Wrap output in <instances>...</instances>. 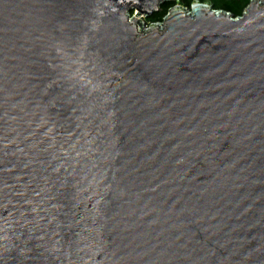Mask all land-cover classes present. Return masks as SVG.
Instances as JSON below:
<instances>
[{
  "label": "water",
  "instance_id": "1",
  "mask_svg": "<svg viewBox=\"0 0 264 264\" xmlns=\"http://www.w3.org/2000/svg\"><path fill=\"white\" fill-rule=\"evenodd\" d=\"M0 0V264H264V0Z\"/></svg>",
  "mask_w": 264,
  "mask_h": 264
},
{
  "label": "trees",
  "instance_id": "2",
  "mask_svg": "<svg viewBox=\"0 0 264 264\" xmlns=\"http://www.w3.org/2000/svg\"><path fill=\"white\" fill-rule=\"evenodd\" d=\"M176 1H177L176 2L177 4L184 6V7H188L193 0H176ZM198 1L200 3L203 2V0H198ZM210 2L211 3H209V4H210L212 9L230 12L231 15L237 16L246 7L249 0H210ZM173 4H175V3L166 4V5L162 6L157 13L153 14L146 21L148 23H154V22L161 21V18L166 13V9Z\"/></svg>",
  "mask_w": 264,
  "mask_h": 264
},
{
  "label": "built area",
  "instance_id": "3",
  "mask_svg": "<svg viewBox=\"0 0 264 264\" xmlns=\"http://www.w3.org/2000/svg\"><path fill=\"white\" fill-rule=\"evenodd\" d=\"M196 3V4H198V3H200L198 0H193L190 4H192V3ZM202 4H205L206 6H209V7H211L210 6V4L206 1V2H202ZM186 11H188V9H189V6L188 7H184V6H182ZM216 13L218 12V10H214ZM225 14L228 16V17H230V19L231 20H236V19H238L239 18V16H240V14L239 15H237V16H233V15H231V13L230 12H226L225 11ZM157 24H159L160 22H156Z\"/></svg>",
  "mask_w": 264,
  "mask_h": 264
},
{
  "label": "rangeland",
  "instance_id": "4",
  "mask_svg": "<svg viewBox=\"0 0 264 264\" xmlns=\"http://www.w3.org/2000/svg\"><path fill=\"white\" fill-rule=\"evenodd\" d=\"M208 2V3H211L210 2V0L208 1V0H203V2ZM177 1H175L174 3H176ZM177 4V3H176ZM193 4H194V2H193ZM243 11V10H242ZM147 19H144V18H142V22L145 24V25H148L149 23L146 21ZM160 22V21H159Z\"/></svg>",
  "mask_w": 264,
  "mask_h": 264
},
{
  "label": "bare ground",
  "instance_id": "5",
  "mask_svg": "<svg viewBox=\"0 0 264 264\" xmlns=\"http://www.w3.org/2000/svg\"><path fill=\"white\" fill-rule=\"evenodd\" d=\"M193 4V3H192ZM196 3H194L193 5H195ZM140 20H142V18L140 19ZM159 27H160V24H157Z\"/></svg>",
  "mask_w": 264,
  "mask_h": 264
}]
</instances>
